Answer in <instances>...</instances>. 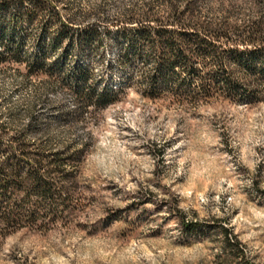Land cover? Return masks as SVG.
I'll return each instance as SVG.
<instances>
[{
  "label": "rangeland",
  "instance_id": "rangeland-1",
  "mask_svg": "<svg viewBox=\"0 0 264 264\" xmlns=\"http://www.w3.org/2000/svg\"><path fill=\"white\" fill-rule=\"evenodd\" d=\"M47 1L69 28L0 11V52L22 61L0 64V132L2 146L75 154L72 181L55 185L71 202L34 198L35 225L0 224V264H264V99L249 104L240 84L231 101L224 83L249 68L264 93L262 61L225 53L226 66L157 81L156 54L122 31L126 15L161 13L155 0ZM37 60L45 72L28 74ZM91 89L114 102L85 108L75 93Z\"/></svg>",
  "mask_w": 264,
  "mask_h": 264
},
{
  "label": "trees",
  "instance_id": "trees-1",
  "mask_svg": "<svg viewBox=\"0 0 264 264\" xmlns=\"http://www.w3.org/2000/svg\"><path fill=\"white\" fill-rule=\"evenodd\" d=\"M162 7L161 13L126 15L123 33L132 35L135 45L149 48L156 56V70L162 81L168 72L177 74L178 69L192 72L196 65L207 67L210 62H220L226 66L230 57L253 55L264 66V0H155ZM216 5V7H213ZM15 11L20 18L30 24L51 18L59 24L61 31L67 25L47 0H0V11ZM211 16H220L211 18ZM136 27L137 29H135ZM98 28H92V35H98ZM107 31V29L105 30ZM225 53L229 58L224 57ZM15 61L21 63L18 52H0V64ZM131 65V57L125 54L119 57L118 66L125 70ZM44 62L37 60L32 67H27L28 74L45 72ZM45 74H48L47 72ZM224 83L230 90L227 97L238 101L236 86L242 84L246 89L245 97L249 104L264 99L262 81L252 71L241 69L228 71ZM52 81L53 75H47ZM199 93L208 98L218 92L211 76L206 73L200 78ZM76 100L86 108L91 105L105 107L114 102L113 95L97 93L91 89L89 94L75 93ZM198 95V94H197ZM193 94V96H197ZM183 98V95H178ZM198 98V97H195ZM3 134L0 132V224L6 229L22 224L37 223V212H28L26 204L32 199L47 201L55 206L62 202H71L70 192L62 197L55 185L59 179L68 184L73 175L65 170L73 162L70 157L57 154L40 155L30 151L29 145L22 138H15L8 146H2ZM26 173H23V170ZM40 208V207H37Z\"/></svg>",
  "mask_w": 264,
  "mask_h": 264
}]
</instances>
